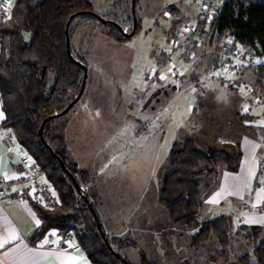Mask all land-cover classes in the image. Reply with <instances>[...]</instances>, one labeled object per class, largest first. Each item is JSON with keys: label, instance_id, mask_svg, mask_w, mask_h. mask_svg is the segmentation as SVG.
<instances>
[{"label": "rangeland", "instance_id": "374dc122", "mask_svg": "<svg viewBox=\"0 0 264 264\" xmlns=\"http://www.w3.org/2000/svg\"><path fill=\"white\" fill-rule=\"evenodd\" d=\"M163 1L165 5L161 0H136L139 30L124 41L115 40L114 33L96 19L77 17L72 21L71 49L87 65L84 90L78 100L88 101L89 106L79 123L70 121L69 112L54 117L46 136L49 141L55 137L65 141L66 160L75 164L76 178L87 200L77 190L69 192L66 187L70 194L64 203L54 184L46 180L55 192L56 206L93 205L111 246L132 264L139 263L140 251L144 250L157 254L159 264H231L240 254L251 253L264 239L263 227L257 233L248 227L229 229L225 246L210 236L199 248H194L188 232L196 229L173 223L158 203V197L162 178L168 172L171 145L181 144L188 136V133L181 135V129L177 132L188 118L186 100L190 96L197 101L209 96L216 102L231 104L212 108L210 112L216 117L222 113L251 124L257 120L258 126L249 127V131L251 138L260 144L259 174L264 182V85L262 88L256 85L255 75V67L264 58L250 47L231 43L228 33L210 32L214 14L227 0H201V7L196 0ZM237 1L248 4L259 0ZM105 3L95 4V12L129 31L131 0H115L103 12ZM178 3L196 6L185 18L172 14L170 27L171 20L164 17V12L169 5ZM179 26L185 32L182 37L176 34ZM171 35L177 46L170 42ZM183 40L190 41L189 47ZM191 49L197 61L196 57L188 58ZM227 62L235 63L241 74L225 70ZM170 66H174L177 75L169 73ZM189 69H195L194 73L190 75ZM164 74L167 78L163 82L160 76ZM47 84L51 85V78ZM76 93L77 90H71L66 100ZM216 144L213 142V149L232 155L239 153L237 141L228 149ZM208 149L212 148L205 150ZM20 153L27 151L22 149ZM225 169L220 161L211 175L200 179L202 195ZM80 228L76 225L69 233L74 236V230ZM169 231H181L186 237L180 238L178 246L163 239L165 243L161 246L159 235H167ZM245 234L250 236L247 238Z\"/></svg>", "mask_w": 264, "mask_h": 264}, {"label": "trees", "instance_id": "16d2710c", "mask_svg": "<svg viewBox=\"0 0 264 264\" xmlns=\"http://www.w3.org/2000/svg\"><path fill=\"white\" fill-rule=\"evenodd\" d=\"M168 9L171 14L177 13L173 5H169ZM72 15L68 25V54L65 29ZM98 16L111 20L95 12L89 0H40L36 3L14 0L10 17L2 25L0 101L4 118L0 126L13 131L18 145L39 164L64 203L70 194L65 191L66 187L71 192L76 190L75 182L79 184L76 166L66 160L65 141L61 137L49 141L46 132L54 118L52 115L74 98L66 100L69 92L79 90L83 69L75 60L87 67L83 58L74 55L71 49V23L77 17L96 19L114 33L113 38L117 41L129 39L127 33L132 28L125 34L115 21L116 24L105 22ZM139 26L136 19L135 33ZM210 32L217 35L228 33L234 43L250 47L264 58V0L248 4L237 0L225 1L212 18ZM255 68L256 85L262 88L264 62ZM49 78L51 85L48 87ZM49 116L52 117L47 119ZM220 161L225 164L226 170L234 172L238 168L240 154L232 155L213 148L202 150L192 139L186 138L181 144L173 143L167 155L168 172L162 178L158 203L173 223L196 229L190 242L194 248H199L210 236H214L221 246L229 240L230 223L226 216L198 219L203 204L200 179L211 175ZM31 203L40 219L30 237L32 243L38 242L51 229L67 234L80 225V229L74 230V237L93 264H132L111 246L112 241L101 223L99 229L95 220L97 213L92 212V209L95 211L93 205L47 209L34 201ZM246 227L240 226V230ZM248 228L254 233L261 229L259 226ZM245 235L247 238L250 236ZM138 264L154 263L140 251ZM231 264H264V239L254 246L251 253L240 254Z\"/></svg>", "mask_w": 264, "mask_h": 264}, {"label": "crops", "instance_id": "0c3cea01", "mask_svg": "<svg viewBox=\"0 0 264 264\" xmlns=\"http://www.w3.org/2000/svg\"><path fill=\"white\" fill-rule=\"evenodd\" d=\"M90 1L93 5V9L95 4L100 5L106 1L102 9L103 12H105L113 5L115 0ZM161 2L165 5L163 0H161ZM196 3L197 6H202L201 0H196ZM172 5L177 12L176 16H184L185 18L187 17V13H190V10L194 9L193 5L195 4L178 3ZM168 11L164 12V17L171 20V27L174 18L172 19V14ZM182 26L177 27L179 31H176V34L181 37L185 33L183 32V28H181ZM168 31L169 30L166 32ZM227 37L230 39L231 43H234L229 34ZM183 41L185 42V40ZM170 42H172L174 46L178 45L172 35ZM191 44L194 46L195 43L192 41ZM234 44L240 45L238 43ZM186 45L189 47L190 41H188ZM197 46L194 48L192 47L194 51ZM195 57V61H197L196 53H194L193 50L191 53L189 52L188 58ZM195 69H189L187 72L191 75L194 73ZM185 75L186 74H183L182 76ZM164 81L165 80H163V82ZM152 91L153 88H151V93ZM190 98L191 99L188 98L186 100L188 118L184 121L183 126H180L177 133L179 134L180 131H183L181 135L188 133L186 138L192 139L202 150L213 148V142L217 143L216 145L221 147L225 146V148L228 149L229 147L231 148L230 144H232V142L237 141L240 153V161L237 170L234 172L226 169L223 170L217 178L215 177L213 179L214 183L202 196L203 204L198 214L201 215L200 220L224 215L228 219L230 229L232 230L240 229V226H259L260 228H264V182L260 178L258 161L260 144L254 137L251 138L249 131L250 126H253L254 129L258 126L256 124L257 120L251 124L249 121L242 118L239 119V117H231L230 115L223 116L222 113H219V117H216L215 113L210 112L212 108L219 109L221 108L220 104L224 105L222 108H226L225 105L229 106L231 104L216 102L211 100L212 97L209 96L202 97L204 100L198 101L195 100L194 96H190ZM88 106V101L80 103L79 100H77L68 111L71 113L69 118L70 121L75 123L81 122L86 114L85 109L87 110ZM0 114H2V118H0L1 123L4 118L1 101ZM2 128L3 127L0 126V132ZM21 148L22 147L17 145L15 153L6 151L1 143L0 133V176L8 178L13 176L9 169V163L17 159L23 149ZM42 180L44 182L47 181L45 176L41 177V181ZM31 201L30 198L19 199L13 195L6 198L3 203L0 214V245H3L0 247V264H93L86 256L83 249L78 245L75 237L70 233L62 234L56 229H51L46 232L38 242L32 243L30 241L31 235L40 224V219ZM37 221H39V223H37ZM180 232L181 231H169L167 235H159V237H161V246L165 243L163 239H168L167 244L172 246L180 245L182 240L180 238L184 237L185 239L186 237L183 232L182 235ZM194 232L195 231L189 230V236L191 237ZM156 233L158 232L156 231ZM12 235L15 236V239H11ZM5 240L9 242L4 243ZM143 252L151 262L159 264L157 254H149V251L146 250Z\"/></svg>", "mask_w": 264, "mask_h": 264}, {"label": "built area", "instance_id": "2783aa9c", "mask_svg": "<svg viewBox=\"0 0 264 264\" xmlns=\"http://www.w3.org/2000/svg\"><path fill=\"white\" fill-rule=\"evenodd\" d=\"M13 1L0 0V55L3 49L4 37L2 25L10 17ZM9 4L11 7H9ZM123 30L126 32L125 29ZM225 70L233 71L236 75L241 74V70L233 62H227ZM1 97L0 93V100ZM0 133L4 149L10 153H15L18 143L13 131L8 128H2ZM9 169L13 174L12 177L0 176V214L5 199L13 195L19 199L30 198L47 209L56 206V195L52 186L47 181H41V177L44 174L28 153L19 154L15 161L9 163Z\"/></svg>", "mask_w": 264, "mask_h": 264}, {"label": "water", "instance_id": "95a60500", "mask_svg": "<svg viewBox=\"0 0 264 264\" xmlns=\"http://www.w3.org/2000/svg\"><path fill=\"white\" fill-rule=\"evenodd\" d=\"M135 0H131V12H132V28H131V31L129 33H127V35L129 37L133 36L134 33H135V30H136V16H135ZM73 15L70 16V18L68 19L67 23H66V45H67V51H68V54H70L69 52V37H68V25H69V22L70 20L72 19ZM99 19L105 21V22H109V23H112V24H116L114 21L112 20H106L104 19L103 17L101 16H98ZM121 31L123 33L126 34V32H124V30L122 29V27H120ZM77 63H79L81 66H82V69H83V74H82V78H81V83H80V87H79V90L77 92V94L74 96V98L59 112L55 113L54 115H52L53 117H58L62 114H64L66 111H68L76 102L77 100L79 99V97L81 96L83 90H84V84H85V78H86V70H87V67L82 64L80 61L78 60H75ZM52 116H49L47 119H50ZM42 128H43V123L41 124L40 128H39V133L41 134V131H42ZM61 163V162H60ZM62 164V163H61ZM74 182V178L72 179ZM75 187H76V190L77 192L80 194V196L86 201L87 198L86 196L84 195V192H83V188L75 182ZM92 212L95 214V211L92 209ZM95 220L97 222V225L99 227V229L101 230V227H100V222L98 221V217L95 215Z\"/></svg>", "mask_w": 264, "mask_h": 264}, {"label": "snow or ice", "instance_id": "6c2138e0", "mask_svg": "<svg viewBox=\"0 0 264 264\" xmlns=\"http://www.w3.org/2000/svg\"><path fill=\"white\" fill-rule=\"evenodd\" d=\"M9 7H11V5L9 4ZM171 49H169V51H170ZM173 67L174 66H170L169 67V73H171L172 75H177V72H174L173 71ZM180 75H183V73H179ZM217 75H219V73H217ZM167 77H166V75H161L160 76V79H166ZM241 91H243V89L241 90ZM246 111H247V109H246ZM0 118H2V114H0ZM37 223H39V221H37ZM11 239H15V236L14 235H12L11 236ZM9 241L8 240H5L4 241V243H8ZM3 245H0V247H2Z\"/></svg>", "mask_w": 264, "mask_h": 264}]
</instances>
